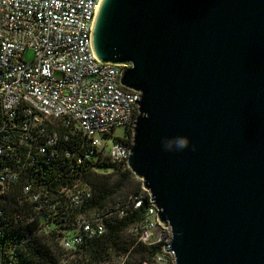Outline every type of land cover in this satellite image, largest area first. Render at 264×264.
<instances>
[{"label":"water","instance_id":"obj_1","mask_svg":"<svg viewBox=\"0 0 264 264\" xmlns=\"http://www.w3.org/2000/svg\"><path fill=\"white\" fill-rule=\"evenodd\" d=\"M90 39L139 92L126 163L172 263L264 264V0H100Z\"/></svg>","mask_w":264,"mask_h":264},{"label":"built area","instance_id":"obj_2","mask_svg":"<svg viewBox=\"0 0 264 264\" xmlns=\"http://www.w3.org/2000/svg\"><path fill=\"white\" fill-rule=\"evenodd\" d=\"M99 2L0 0V241L7 252L0 264H14L33 233L56 238L60 264H78L85 239L102 235L112 217L143 206L128 231L161 246L155 261H172L162 247L169 227L157 219L146 191L86 209L92 192L82 172L127 166L131 138L108 137L120 125L132 129L139 98L119 84V64L93 53ZM26 49L34 53L29 60ZM125 257L101 264H123Z\"/></svg>","mask_w":264,"mask_h":264},{"label":"trees","instance_id":"obj_3","mask_svg":"<svg viewBox=\"0 0 264 264\" xmlns=\"http://www.w3.org/2000/svg\"><path fill=\"white\" fill-rule=\"evenodd\" d=\"M3 122L0 112V124ZM132 129L126 128V134L131 138ZM82 179L91 187L92 196L86 205L87 211L101 209L123 199L130 192L144 193L141 180L137 178L126 165L112 164V170L102 172L86 169L82 172ZM20 183L14 185V191L19 190ZM17 193L16 195H18ZM16 200V198H15ZM145 205L148 202L144 196ZM17 203V202H16ZM144 208H139V212ZM138 212V211H137ZM119 218L112 217L106 221L105 232L97 237L87 238L82 244L77 258L78 264H101L102 262L116 260L126 255L123 264H163L155 261L154 256L162 252L160 245H145L136 240L128 231V226L134 221L139 212ZM19 248V259L14 264H60L58 257V244L53 235L33 233ZM7 252L0 241V258ZM164 264H173L169 260Z\"/></svg>","mask_w":264,"mask_h":264},{"label":"clouds","instance_id":"obj_4","mask_svg":"<svg viewBox=\"0 0 264 264\" xmlns=\"http://www.w3.org/2000/svg\"><path fill=\"white\" fill-rule=\"evenodd\" d=\"M190 139L187 136H175L172 138H165L163 140V147L166 151H182L188 148Z\"/></svg>","mask_w":264,"mask_h":264},{"label":"rangeland","instance_id":"obj_5","mask_svg":"<svg viewBox=\"0 0 264 264\" xmlns=\"http://www.w3.org/2000/svg\"><path fill=\"white\" fill-rule=\"evenodd\" d=\"M33 54L34 53H33V51L31 49H26L23 52V58H25L26 60H29V59H31L33 57ZM125 135H127L126 134V127L124 125H120V126L114 128V130L111 133V136L108 137V141H111L112 137H123Z\"/></svg>","mask_w":264,"mask_h":264}]
</instances>
